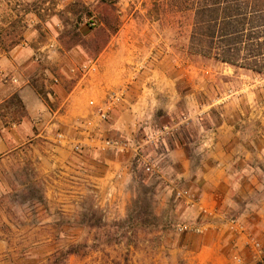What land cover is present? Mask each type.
I'll return each mask as SVG.
<instances>
[{
  "label": "rangeland",
  "instance_id": "rangeland-1",
  "mask_svg": "<svg viewBox=\"0 0 264 264\" xmlns=\"http://www.w3.org/2000/svg\"><path fill=\"white\" fill-rule=\"evenodd\" d=\"M112 2L115 34L100 0H0V59L23 48L39 98L33 119L0 68V128L26 121L0 264H264V75L191 54L166 0Z\"/></svg>",
  "mask_w": 264,
  "mask_h": 264
},
{
  "label": "trees",
  "instance_id": "trees-1",
  "mask_svg": "<svg viewBox=\"0 0 264 264\" xmlns=\"http://www.w3.org/2000/svg\"><path fill=\"white\" fill-rule=\"evenodd\" d=\"M102 3L103 32L119 28L115 2ZM191 13L188 51L193 55L264 75V0H166ZM161 6V4H160ZM110 13L114 21L109 22ZM111 14V15H112ZM78 35V34H77ZM73 245L62 256L78 255Z\"/></svg>",
  "mask_w": 264,
  "mask_h": 264
},
{
  "label": "crops",
  "instance_id": "crops-1",
  "mask_svg": "<svg viewBox=\"0 0 264 264\" xmlns=\"http://www.w3.org/2000/svg\"><path fill=\"white\" fill-rule=\"evenodd\" d=\"M23 52V48H20L14 52H11L8 56H2L0 59V68L7 77L16 76L19 78V84L8 83L7 86L13 87V89L16 91L15 93L19 95L26 106V110L28 111L30 117L34 119V117L37 116V114L33 112L34 103H36L39 98L34 90V87L30 85V81L28 80V76L25 72L26 70L30 69L31 65L33 67V64L31 59L25 58L28 54L25 55ZM25 67L27 68L25 69ZM25 125L26 121L24 124L23 122L20 124L14 123L12 126L10 125V127L3 126L0 128V155L7 154L14 142H24L26 137L23 136L24 134L21 132V129H23ZM15 129H17V132H15Z\"/></svg>",
  "mask_w": 264,
  "mask_h": 264
},
{
  "label": "built area",
  "instance_id": "built-area-1",
  "mask_svg": "<svg viewBox=\"0 0 264 264\" xmlns=\"http://www.w3.org/2000/svg\"><path fill=\"white\" fill-rule=\"evenodd\" d=\"M148 170H150V168H148Z\"/></svg>",
  "mask_w": 264,
  "mask_h": 264
}]
</instances>
